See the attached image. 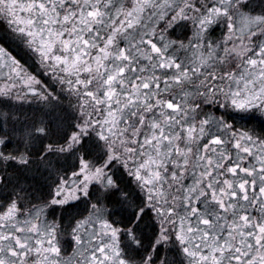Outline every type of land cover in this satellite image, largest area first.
I'll list each match as a JSON object with an SVG mask.
<instances>
[{"label": "snow or ice", "instance_id": "6c2138e0", "mask_svg": "<svg viewBox=\"0 0 264 264\" xmlns=\"http://www.w3.org/2000/svg\"><path fill=\"white\" fill-rule=\"evenodd\" d=\"M0 264H264V0H0Z\"/></svg>", "mask_w": 264, "mask_h": 264}]
</instances>
